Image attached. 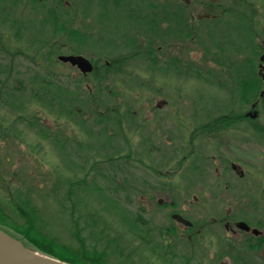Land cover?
Returning <instances> with one entry per match:
<instances>
[{"label": "rangeland", "instance_id": "1", "mask_svg": "<svg viewBox=\"0 0 264 264\" xmlns=\"http://www.w3.org/2000/svg\"><path fill=\"white\" fill-rule=\"evenodd\" d=\"M57 1L46 0L47 8L56 10ZM68 1L56 11L57 24L64 29L58 33L53 23H46L39 2L0 0V67L6 70L0 78V204H11V196L29 191L48 218L44 233L78 248V240L69 236L71 224L57 210L58 201L67 207L75 199L63 200L69 189L65 182L83 180L75 227L88 245L104 249L106 264H185L190 249H203L204 264H234L231 254H223L229 250L227 243L241 246L246 261L261 257L264 247L255 255L244 252L249 236L230 234L224 223L233 228L234 221L247 218L240 210L247 212L251 188L264 190V99H259L264 83L244 103L231 83L238 74H256L259 64L264 68V0L194 4L187 9V34L181 24L174 37L150 45L158 56L155 66L168 71H150L148 62L132 60L115 74L106 72V63H118L133 52L122 53L120 43L106 42L124 28L126 38L140 31L130 33L132 25L114 16L109 5L100 9L101 0H82L95 9L82 12L72 9L75 0ZM175 14L172 21L183 22V15ZM96 20L106 27H94ZM160 26L168 25L160 20ZM89 37L95 42L82 40ZM73 52L89 59L94 71L82 76L57 61ZM173 59L183 69L193 63L202 78L190 71L173 72L168 67ZM42 76L75 92L81 102L75 112L83 125L34 100L40 97ZM252 102H257L254 122L234 125L231 120L220 126L227 114L250 111ZM105 113L111 120L106 134L99 135L93 115ZM232 164L242 178L231 170ZM92 183L119 187L114 197L119 207H109V199L101 203L90 192ZM255 209L256 218L262 219L264 200H256ZM172 213L201 230L187 245L184 228L169 218ZM169 227L175 237L159 239L171 249L161 256L154 252L152 245L158 241L153 232Z\"/></svg>", "mask_w": 264, "mask_h": 264}, {"label": "flooded vegetation", "instance_id": "2", "mask_svg": "<svg viewBox=\"0 0 264 264\" xmlns=\"http://www.w3.org/2000/svg\"><path fill=\"white\" fill-rule=\"evenodd\" d=\"M34 1L39 2L40 4L39 9L41 10V12L43 11L46 14V18H47L48 12L57 13L56 11H58V9L61 7L62 2L64 5H68V3H70L68 0H59L57 1V4H56L57 9L52 10L51 8H47L48 6L46 5V0H34ZM178 1L180 2V4L178 5L176 3L177 1L175 2V0H101V1H97V2H100L98 4L100 9H102L106 5H109L110 10L113 12L114 16L120 18L121 22L124 21V22L130 23L132 25L130 28L134 29V30L132 29L130 33H134L136 29L140 31L139 35H135L134 37L129 36L130 38H126L123 35L125 31L128 30V28H124L122 31L120 30L121 33L119 36L117 35L112 36L111 39L106 42L109 44L111 43V45L112 43H115V44L120 43L122 45V53H125L126 51L130 49H131V52H133L132 54H129L125 57H121L119 59L120 62L121 61L124 62L123 65L117 62H112L113 64L111 62L106 63V67H107L106 72L113 73V74L119 73L120 68H121L120 66L125 67L132 60L136 62H140L141 64L144 61L148 62L147 58H148V55L151 53H153L156 59H158V56L156 55V50H154V48H152L150 45L154 44V42L157 40H160V39L166 40L168 38L174 37L177 28L181 24L183 26L185 33L187 34V9H189L194 4L200 7L202 6L206 7L207 0H178ZM88 3L90 4L91 2L90 1L82 2V0H75V2L71 5V7L72 9L74 8V12H82V11H86L87 9L88 10L90 9V11H95V9H93L92 7L88 8V5H89ZM175 13L180 14V16L183 15V19H184L183 22L178 21L179 22L178 23V22L172 21L173 18L177 17ZM102 14L103 12L101 13V15ZM166 18L169 21H166L165 20ZM160 20H162L164 23H167L168 26L161 28ZM93 26L97 27L98 29H103L104 27H106V25L102 21L99 22L97 20L95 21V24H93ZM76 36L80 37V35H76ZM97 36L98 37H95V38L101 40V36L100 35H97ZM78 39H82V38H78ZM93 39L94 38L89 37V38H85L82 40L85 43L88 40L95 42ZM144 44H148V46H146L143 49ZM64 56H82V55H80L79 53L73 52L72 54H68ZM87 60L92 64L93 71H94L95 67L93 63L89 59ZM66 65H69V64L66 63ZM72 68L75 69L77 72H79L75 67H72ZM147 70L165 71V72L168 71V70H160L157 67L155 68L147 67ZM254 75L255 77H257L258 83L260 82L261 84L264 83V68L261 70L258 68L257 73L256 74L254 73L253 76ZM262 87H263V90L260 92V95H259L260 100L264 99V85ZM254 89H255V86L253 85L251 88V91H253ZM256 106H257V102H252L250 104V111L244 113L242 116H237L234 120H232L233 124L237 125L241 121L254 122L258 114ZM230 168L232 171H234V173L237 175L239 179L242 178L243 173L241 172V170L238 169V166H236L235 164H232ZM260 188L262 189V191L256 187L251 188L252 194L248 198L250 200V202L248 203L249 211L247 210L246 212L245 208H241L240 210L241 214L246 213L247 218H241L239 220L234 221L233 228L231 226H228L226 223H224L225 230L229 232L230 234L236 235L237 233H241V234L249 236L244 241V246L246 250L244 252L249 253V254L251 253L253 255L261 252L260 249L264 247V231L263 232L261 231V230H264V217L262 219L256 218V212H255L256 200H259L261 202L264 200V197H263L264 190L262 186H260ZM158 204L161 207L165 206L162 200H159ZM169 205H170V208H172L173 202H170ZM174 215H179L181 218L189 222L190 225H184L183 223L173 219ZM169 218L174 224L184 228V232L186 233L185 234L186 245L189 239H193V235L200 233L201 231V230H195L194 229L195 225L192 222H190L188 219H186L185 217L181 216L180 214L172 213L169 215ZM240 223L245 224L248 227V230L245 231L243 229H240L238 227ZM253 231H256L257 233L254 234ZM140 232L142 234L147 233V235H149L150 233V231H146L145 233H143L144 230H141ZM153 234H154L153 239H156L158 241V244L156 242L155 244L153 243L152 245L153 248H155L154 252L162 253L161 256L169 253V251L171 250L170 244H167V243L161 244L160 243L161 241L159 239L162 238V235H166L168 237L169 236L175 237V229H172L169 227L163 230H159L158 228V231L153 232ZM227 247L229 248V250L223 252V254H227V255L231 254L234 259L233 261L234 264H264V254L261 255V257L253 256L251 257L249 261L248 260L246 261L244 260V257L242 256L243 251L241 250V246H238L233 243L232 244L227 243ZM203 254H204L203 249H195V250L190 249L189 251H187V260L185 261V264H204Z\"/></svg>", "mask_w": 264, "mask_h": 264}, {"label": "trees", "instance_id": "3", "mask_svg": "<svg viewBox=\"0 0 264 264\" xmlns=\"http://www.w3.org/2000/svg\"><path fill=\"white\" fill-rule=\"evenodd\" d=\"M58 21L59 19L55 12H48V25H52L53 23V27H55L56 31L58 33H63V25L58 26ZM72 37L70 34L69 39H72ZM147 59L150 67L155 68V65L158 62L155 55L151 53L148 55ZM118 63L122 64L124 62L119 61ZM168 67L175 73H180L183 71L185 73V71H190L195 74L197 78H202L198 73V68L191 62H188L187 66L183 69L180 66V62L177 59H173L169 61ZM244 67L251 69L249 64H246ZM160 70L166 69L160 68ZM5 74L6 70L4 67H0V78H2ZM40 81L41 84H39L37 89L39 91L38 95L40 97H37L34 100L42 102V105L46 106L50 111L52 110V112L57 114L59 117L68 118L72 121L76 120V124L83 125V121L79 120L80 113L75 112V108L78 106V104L80 103L81 105V102L75 98V92L70 91L68 86L63 87L52 82L51 80L47 81V79L45 80L43 76L40 78ZM231 83L233 87L235 86L236 88L238 101L240 100L242 102H246L251 93H253V91H251L252 86L254 85L256 88L258 85V80L255 75L253 76V72L251 70V73L245 76L238 74L237 78ZM115 117L117 119V115H115ZM236 117V115L234 116L231 113L227 114L225 117L227 120L224 121V123H221L220 126H228L231 120L235 119ZM93 118V124L99 128V132L97 134L105 135L106 127L111 120L109 114L108 116L106 113L103 116L100 114H94ZM36 124L38 123L36 122ZM57 145L58 150L62 153L63 148L61 145ZM65 183L68 185L69 189L63 194V200L75 199L74 202H70L71 204L69 203L70 205L67 207L64 205V203L61 204V202L58 201L59 210L57 211L60 212V216H64L66 219L65 221H68L71 224L69 236L72 239L78 240V248H73L70 245H61L54 238L48 237L44 233V229H46L45 222L48 218L43 216L37 203L31 199L32 194L29 191L17 192L11 196V200L9 201L11 204H0V230L13 239L21 242L22 245L29 251L45 255L67 264H106L104 249L98 251L95 248L94 243H92V245H88L86 240L81 239L77 233V226L75 227L77 221L76 213L79 210L78 208L81 207L80 201H78L76 198L77 190H80L79 185L84 183L83 180ZM91 188L92 190L90 189V192L95 193L98 200H101V203L106 201V199H109L111 202L109 207H119L118 202L114 198L120 191L119 187L115 186L114 188L112 187V189L110 187L104 188V186H96L92 183ZM53 192H56V187H53L51 190V193ZM86 193L89 192H85V194ZM121 219L128 223L131 221V219L125 218L124 215ZM131 227L135 228V225L133 224ZM61 251L67 253L68 256H66L65 253H62Z\"/></svg>", "mask_w": 264, "mask_h": 264}, {"label": "water", "instance_id": "4", "mask_svg": "<svg viewBox=\"0 0 264 264\" xmlns=\"http://www.w3.org/2000/svg\"><path fill=\"white\" fill-rule=\"evenodd\" d=\"M57 61L63 64H69L75 67L83 76L90 74L93 71L92 64L82 56H58ZM263 60L261 59V62ZM259 69H263L262 64L259 65ZM262 96V95H261ZM173 219L183 223L184 225H190L189 222L181 218L179 215H174ZM240 229L245 231L248 227L240 223L238 225ZM256 234V231H253ZM0 264H67L56 259L34 253L26 249L21 242L13 239L6 233L0 230Z\"/></svg>", "mask_w": 264, "mask_h": 264}]
</instances>
